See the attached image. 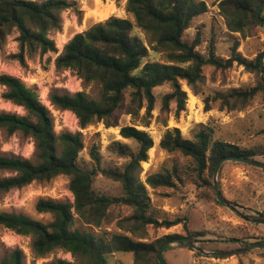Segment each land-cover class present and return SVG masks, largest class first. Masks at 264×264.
I'll return each instance as SVG.
<instances>
[{
  "label": "trees",
  "instance_id": "16d2710c",
  "mask_svg": "<svg viewBox=\"0 0 264 264\" xmlns=\"http://www.w3.org/2000/svg\"><path fill=\"white\" fill-rule=\"evenodd\" d=\"M262 2L264 0H221L219 10L230 31L246 35L247 28L264 26L254 18ZM76 4V0H0V47L9 34L17 32L19 52L12 57L21 63H26L29 53H58L50 33L61 29L62 12L76 7ZM207 10L204 0H127L126 11L133 14L134 22L116 15L96 22L74 34L55 58L57 70L71 69L86 83L99 82L100 96L93 98L85 91H53L49 97L51 103L61 110L72 111L81 128L96 122H103L106 127L119 126L122 114L142 118L148 126L156 106L154 89L157 86L171 84L172 90L163 96L161 110L168 111L174 102L175 113L179 115L185 110L188 99L182 81L196 94L201 93L205 66L228 69L237 63L250 71H259L260 57L264 52L255 59H248L238 51V40L229 58L224 59L216 55L214 40L208 45L207 54L198 50L202 43L200 32L192 41L184 39L192 21ZM263 12L264 9L260 16L264 18ZM135 27L150 35L148 44L134 33ZM151 49L165 52L167 62L147 60ZM0 85L5 87L2 97L23 107L27 113L20 115L1 111L0 130L32 137L36 154V161L0 154V170L10 173L0 176V193L24 187L33 181H50L59 175H68L74 195L73 202L38 199L36 210L50 213L53 217L50 222L34 219L22 212L0 211V225L21 235H31L32 249L37 256L44 257L55 249H63L75 257V261L59 259L56 264H109V255L116 252L132 253L136 263L160 264L157 260L160 247L182 235L168 234L154 241H144L149 236L148 227L170 228L185 223V220L182 217L160 220L152 215L148 186L153 189L173 188L177 181H182V176L174 166L172 171L152 173L145 181L141 180L142 162L149 159V151L154 146L150 133L134 125H122L121 136L137 145L132 151L127 143H114L117 154L128 159L127 162L121 168L102 167L101 154L94 145L90 149L94 167L83 168L78 163L84 148L83 134L80 131L57 134L50 110L40 100L36 89L29 87L21 78L3 73L0 74ZM261 89H264L263 80H259L258 87L218 92L213 97L204 98L205 109L210 110L211 102L218 101L222 109H243ZM143 109L145 112L141 115ZM159 146L191 160L193 181L212 189L213 183L205 174L208 171L212 176L220 159L228 155L255 158L261 154L257 149L213 140L211 131L203 124L193 138L185 137L178 128H168ZM99 173L120 182L122 194L110 196L97 192L93 188V179ZM117 205L132 208L130 215L116 219L117 226L131 235L115 232L107 236L74 228L76 216L96 227L113 223L115 218L110 214V208ZM200 235L188 234L195 238ZM250 242L253 241L246 244ZM259 250L264 251V248ZM24 257L20 248H14L0 260V264H25Z\"/></svg>",
  "mask_w": 264,
  "mask_h": 264
},
{
  "label": "rangeland",
  "instance_id": "374dc122",
  "mask_svg": "<svg viewBox=\"0 0 264 264\" xmlns=\"http://www.w3.org/2000/svg\"><path fill=\"white\" fill-rule=\"evenodd\" d=\"M113 1L116 2V0ZM204 1L208 10L192 21L191 27L184 34V39L192 41L200 32L202 43L198 50L207 54L208 45L214 40L216 55L224 59L229 58L236 40L240 42L238 51L248 59H255L264 52V26L247 28L246 35L232 32L227 28L225 17L220 13L219 2L221 0ZM76 2V7L62 12L61 29L50 33L56 42L58 53H29L26 55V63L23 64L17 58L12 57L13 54L19 52L18 33L12 32L4 45L0 47V74L6 73L19 77L29 87L36 89L40 100L53 116L54 130L57 134L63 131H80L83 134L84 148L78 157V163L83 168L94 167V161L90 156V149L94 145L98 147L101 154L102 167L121 168L127 162L128 159L117 154L114 143L117 141L127 143L132 151L136 150L137 145L133 140L121 136L120 127L122 125H134L150 133L154 139V146L149 151V159L142 162L141 180L145 181L152 173L172 171L174 166L178 167V173L182 176V181H177V186L173 188L153 189L148 186L152 204L151 213L160 220L182 217L185 223L170 228L149 226V236L144 241H154L168 234L188 236L189 233H201L202 235L197 239L202 241L201 245L206 250L213 251L236 249L240 247L237 240H240L242 244H246L247 241H258L253 238L264 240V224L244 220L224 204L219 203L214 189L193 181L191 160L179 153H170L159 146L168 128H178L182 135L193 138L196 131L200 129V125L203 124L211 131L213 140L235 143L245 149H257L261 154L256 155L255 159L264 161V89L259 90L254 99L243 109H222L218 101L211 102L213 103L212 108L206 110L204 104L205 97H213L218 92H227L231 88L258 87L259 80L264 81L260 69L257 72L250 71L237 63L228 69H217L207 65L204 67L205 81L201 93L196 94L185 81H182L188 99L185 110L179 115L175 113L176 104L174 102L170 104L168 111L161 110L163 96L172 90L170 83H164L154 89L156 106L148 126H145L142 118L137 119L131 115L122 114L119 126L106 127L103 122H96L86 128H81L77 116L72 111L61 110L49 99L53 91L61 93L85 91L93 98H98L101 93L99 82L86 83L75 71L57 70L55 66V58L63 50L70 36L76 34L75 31H83L93 24V20H89L88 6L93 7L94 5L86 0L85 2L76 0ZM109 2L111 0L100 1L99 5ZM126 3L127 0L116 2L117 8L111 12L109 17L116 15L129 18L134 22L133 14L126 11ZM134 33L148 44L150 40L148 33L138 27H135ZM147 60L167 62L166 53L151 49ZM4 91L5 87L0 85V112L26 115L23 107L2 97ZM144 112L143 109L141 115ZM0 154L36 161L35 141L32 137L21 133L9 134L1 129ZM9 174L7 171L0 170V176ZM205 175L213 183L214 173L211 176L207 171ZM218 180L223 195L237 202L245 212L254 214L264 212L263 170L242 164V162L227 161L223 163L219 171ZM69 184L68 175H59L50 181H33L24 187L0 193V211L22 212L34 219L50 222L53 219L52 215L38 212L36 203L39 198L73 202L74 195ZM93 188L99 193L110 196L120 195L123 192L120 182L101 173L94 177ZM131 213L132 208L128 206H112L110 214L115 218L113 223L96 227L76 216L74 228L107 236L115 232L131 235L119 228L116 223V219L126 217ZM32 240L31 235H21L0 225V260L12 249L20 248L25 256V264H56L59 259L75 261V257L63 249H55L44 257L37 256L32 249ZM259 249L261 248L228 256H213L200 252L199 255L194 249L178 247L174 244L165 251V258L169 264H264V251ZM108 262L109 264H148L146 261L136 263L134 255L130 252L112 253L108 257Z\"/></svg>",
  "mask_w": 264,
  "mask_h": 264
},
{
  "label": "water",
  "instance_id": "95a60500",
  "mask_svg": "<svg viewBox=\"0 0 264 264\" xmlns=\"http://www.w3.org/2000/svg\"><path fill=\"white\" fill-rule=\"evenodd\" d=\"M264 9V2H262L256 9L254 18L255 21L259 24L264 25V18L260 16V12ZM260 65V72L261 77L264 78V53L260 57L259 61ZM227 161H237V162H243L250 164L252 166L262 168L264 169V161H259L255 158H249L244 156H235V155H228L220 159L216 165L214 175H213V187L215 191V195L217 200L224 204L226 207H228L231 211H233L237 216L240 218L250 221V222H258L261 224H264V215L261 213L254 214V213H247L243 209H241L239 206L235 205L231 200H229L227 197H225L221 191V187L218 180V174L219 171L223 165V163ZM237 242L240 244V247L236 249H228V250H213L209 251L206 250L201 244L202 241L195 237L191 236H182L177 237L171 240L166 241L159 249L157 260L160 264H169L168 261L165 258V251L171 247L174 246V244H177L178 247H187L194 249L204 255H213V256H228L232 254H240L245 251H249L256 248H264V240L262 241H255L250 242L247 244H242L240 240H237Z\"/></svg>",
  "mask_w": 264,
  "mask_h": 264
},
{
  "label": "crops",
  "instance_id": "0c3cea01",
  "mask_svg": "<svg viewBox=\"0 0 264 264\" xmlns=\"http://www.w3.org/2000/svg\"><path fill=\"white\" fill-rule=\"evenodd\" d=\"M83 2H85V0H82ZM86 1H89L92 5H94L93 7H89L88 6V9H89V11H92V10H95L96 8H98V7H100V8H103V7H101L99 4V2L101 1V2H103L104 0H86ZM105 3V2H104ZM107 4H110V5H114L115 6V9L117 8V4H116V2L115 1H113V0H111V2H109V3H107ZM92 9V10H91ZM90 18H89V20L91 19V21L93 20V24L94 23H96V22H99V21H103V20H105V19H107V17H109V16H106L104 19L103 18H97V19H95L96 17L95 16H93V14H90V16H89ZM124 18V17H123ZM95 19V20H94ZM80 32L82 31V30H79ZM79 31H75V33H77V32H79ZM74 34H72L70 37H72ZM61 51V50H60Z\"/></svg>",
  "mask_w": 264,
  "mask_h": 264
},
{
  "label": "bare ground",
  "instance_id": "6f19581e",
  "mask_svg": "<svg viewBox=\"0 0 264 264\" xmlns=\"http://www.w3.org/2000/svg\"><path fill=\"white\" fill-rule=\"evenodd\" d=\"M101 7L103 8H96L95 10L90 11L89 14H93V16H95L96 18H105L106 16H109L111 14V12H113L115 10V6L114 5H110V4H103L101 5Z\"/></svg>",
  "mask_w": 264,
  "mask_h": 264
}]
</instances>
